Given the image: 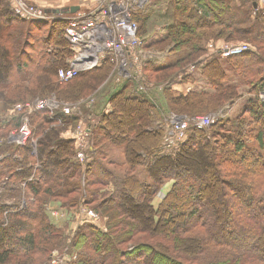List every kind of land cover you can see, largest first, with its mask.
I'll use <instances>...</instances> for the list:
<instances>
[{
	"label": "trees",
	"instance_id": "16d2710c",
	"mask_svg": "<svg viewBox=\"0 0 264 264\" xmlns=\"http://www.w3.org/2000/svg\"><path fill=\"white\" fill-rule=\"evenodd\" d=\"M169 2L174 5L175 21L158 31L159 34L152 35L155 39L152 38L150 42L144 40L150 15L145 10L149 7L146 4L134 14L138 35L143 38V48L166 57L187 48L189 55L177 68L194 62L201 65L205 63L202 74L211 83L214 92H189L176 97L168 94L165 96L166 110L168 113L196 117L217 112L232 102L238 97V88L224 85L226 73L222 65L224 61H232L230 70L242 77L254 95L244 106L243 113L246 106L251 107L247 113L256 123L253 126L255 140L259 148L263 147L264 128L261 126L264 125V101L258 99L257 95L264 92V6L254 7L255 0ZM54 11L51 10V13L55 14ZM0 16V84L15 88L12 95L6 93L10 100L4 111L9 109V116L0 118V188L3 191L0 197H9L12 192H17L22 183L27 187L29 198L33 199L28 204H32L31 209H35L34 212L20 211L18 200L3 205L0 199V264H12L11 257L18 260L21 256L27 258L13 264H46L50 249L47 244H43L54 241L53 238L60 237L61 233L43 214L51 198H56L65 207L81 203V206L92 208L107 220L103 231L87 225L74 235L69 247L76 258L70 264H107L108 258L110 264H158V261L182 264L179 261L181 256L190 257V260H181L186 264H238L236 260L241 258L247 259L246 264H264V155L248 156L244 144H235L231 135L225 138L222 145H217L220 142L217 138L221 135V121L203 129L191 127L185 138L174 147L164 148L165 131L150 127L159 113L153 111L147 100L131 94L134 91L130 82L113 92L107 100L108 107L101 112L100 117L95 116L96 123L91 132L92 147L86 153L85 164L77 161L78 165L70 164L75 148L73 140L65 136L68 126L78 121L79 116H66L57 111L54 120H51L50 111L41 110L30 115V123L31 120H37L33 124L41 131V137L36 141L38 156L27 171L16 172L14 168L19 165V161L23 159L21 165L28 164L29 152L33 148L30 143L18 147L8 140L10 133L21 125L20 117L13 110L14 106L49 96L72 103L85 99L103 84L95 83L93 75L101 74L100 80L108 79L114 65L110 57H106L93 70L60 84L57 72L70 65L74 54L65 38L66 21L25 22L13 13L10 0H0ZM202 40L206 43L204 48L201 47ZM219 43L245 44L255 49V52L250 50L222 59L219 52H212L208 47L209 44L217 46ZM168 66L159 69L151 66L150 72L164 73L171 70ZM145 68L143 75L147 88H150L154 86L152 82H159L162 78L154 77L153 81ZM184 72L185 69L174 76L166 75L162 89L167 92L169 82ZM85 79V83H93L91 90L83 89L82 95L75 93V96L70 97L74 98L72 100L61 95L62 91L70 89L72 82L74 84L77 80ZM72 87L77 88V85ZM126 104H131V108ZM123 110L137 118L134 123L126 122ZM33 127L34 136L36 131ZM139 128L140 133H137ZM196 159L203 162L198 169L189 166ZM53 167L58 168L56 172L51 171ZM195 171L201 172L205 178H200ZM81 172L85 175L86 199L79 182L74 181V177H79ZM248 174L252 176L249 179ZM169 181L174 183L172 189L159 203L158 210L154 211L152 200L162 185ZM238 183L245 188L237 187ZM112 184L115 190L106 192L102 200L99 199L102 186ZM242 191H245L247 198L242 196ZM72 192L84 199L79 201L73 197L69 200L68 195ZM216 192L220 194L218 201L222 206L216 201ZM236 193L239 203L235 204L241 205L233 208ZM185 195L193 196L189 207H183ZM95 202L97 206H91ZM167 204L170 210L165 215L163 212ZM171 210L177 213H171ZM187 216L189 221H184ZM204 219H211L216 226L199 223V220ZM31 221L33 225L28 227ZM170 224L176 227L173 231L179 230L180 234L175 232L168 236L159 232V229L165 231ZM36 226L37 233L34 232ZM232 227L241 233L230 235ZM11 231L19 235L15 247L7 244L13 240ZM127 245L132 249H128ZM81 248L92 251L94 257L86 256L88 252L85 254ZM208 259L214 261L207 263Z\"/></svg>",
	"mask_w": 264,
	"mask_h": 264
},
{
	"label": "rangeland",
	"instance_id": "374dc122",
	"mask_svg": "<svg viewBox=\"0 0 264 264\" xmlns=\"http://www.w3.org/2000/svg\"><path fill=\"white\" fill-rule=\"evenodd\" d=\"M18 1H21L25 4H27L28 6L31 5L32 8L34 7H41L46 11H51V10H62L64 9L63 6L69 7V5H71L73 0H10V7L12 9V7H14L16 5V3ZM149 3V4H148ZM147 3V7H149L147 10H145L146 14H150L148 15V20H147V24H146V29H145V33L146 35L144 36V40L148 39V41L155 39L154 34H159L158 31H161L163 29V27L168 26L170 24H172V22L174 23L175 19L173 17V13H174V5L169 2L168 0H150ZM178 5L180 3H177ZM257 7V5H259L258 3H254ZM144 8V7H143ZM152 9V11H151ZM13 11V9H12ZM81 11V10H80ZM14 13V12H13ZM15 14V13H14ZM51 15H58V14H53L50 13ZM73 13H63V15H70ZM17 16V15H16ZM64 16H58V18L64 17ZM18 17V16H17ZM2 17L0 16V19ZM20 18V17H19ZM21 20L25 21V22H30V20L27 19H23L20 18ZM50 20H54V19H50ZM32 21H37V20H32ZM45 21V20H43ZM27 24V23H26ZM25 24V26H26ZM143 39V38H142ZM149 41V42H150ZM225 44H231V43H225ZM206 45L205 42H203L202 40V44L201 47L204 48ZM210 45V44H209ZM208 45V47H209ZM250 50L252 52H255V49L249 47ZM249 50V51H250ZM180 53L178 54H173L170 55L168 57H166L163 54H157V53H152L151 51L146 50L145 48H142L140 50V57H141V63H142V67H146V74L152 78V80L154 81V77H159L162 78L159 82H156V80L154 82H152L154 84V86H150V88H148L145 92H141L139 91L138 88H136V85L129 80H124L121 77H118L115 74L111 75L108 79H101L100 80V75H93L94 77V81H96L95 83H103L100 84L96 90H94L91 94L95 95V101H97V106L93 111H89L91 109V107L88 108V110H86L87 112H83L82 111V107H84L85 105H81L77 112L76 115L79 116V119H83V120H87V118L91 117H100L101 116V112L108 107V98L109 96L115 92L119 87H121L122 85H125L127 82L132 83L131 89L134 91L133 93H131L132 95H135L139 98H143L145 100H147L149 102V104L152 106L153 111H155L156 113H159V115H157L156 119L157 120H153V122L150 124L151 129H157V128H162V130L164 131H168L170 130L172 121L174 123L175 120H173L175 117L178 118H182V117H186V118H192L187 116L186 114H177L174 112H170L168 113V111L166 110V100H165V96L170 94V96H178V95H184L187 94L189 92H196V93H213L214 92V88L211 85V83L209 81L206 80V78L203 76V71H204V64L202 65L199 63H190L189 65L185 64L183 65L182 68H177L179 67V65L183 64L182 60L184 59V57L189 55V50L187 48H182V50L180 49V51H178ZM162 55V56H160ZM182 62V63H181ZM232 61H224L222 63L223 67L225 68V77H224V85L226 86H234L237 89V95L238 97L233 99L232 102H229L227 104H225V106L221 109H219L217 112L214 113H208L205 115H200V116H207V115H211L214 119V122L216 123V121H221L220 124H222V128H221V135L217 138L218 142L217 145H222L225 142V138H227L229 135H231L234 139H235V144L237 143H243L244 144V151H247L246 154L250 157H253L254 155H257L259 153H262L264 155V146L259 148L258 147V143L255 140V130H253V126L256 124L255 121L253 120V117L247 113V111H249V109H251V107L246 106L245 108V112L243 113V108L245 105H248V100L250 98H252L254 95L250 92L249 86L245 85L243 82V79L241 76H236L232 70H230V65ZM4 64V62H3ZM15 64V63H13ZM169 65V66H168ZM187 65V66H186ZM13 66V65H12ZM155 67L156 69H159V67H165L168 66L170 67L171 70H168L164 73H157V72H150V67ZM186 66V67H185ZM185 67V68H184ZM183 69L186 70L187 75L185 76L186 72L184 73H179L172 81L169 82L168 87L169 90H167V92H165L162 87H163V83H165L163 80L165 79L164 77L166 75H172L174 76L175 73H178L180 71H182ZM188 69V70H187ZM145 74V76H146ZM263 76H264V69H263ZM144 77V75H143ZM145 78V77H144ZM91 79V78H90ZM105 80V81H104ZM85 80H77L70 84L71 86L70 89L66 90L65 92L62 91L61 95L64 96V98L72 100L74 98H70L72 97V95H76L75 93H80L81 95L84 93L83 89H90L93 87H90L93 83L91 82H86ZM102 81V82H101ZM104 81V82H103ZM167 83V82H166ZM226 83V84H225ZM73 84V85H72ZM74 85H77L76 87H72ZM166 85V84H165ZM147 86V83H146ZM15 89L12 85H1L0 84V118L5 117V116H9V112L10 110L7 109L6 111H4L5 106L7 104H9V100L10 98H7L6 93L9 95H12V90ZM71 89H73V93H71ZM76 89V90H75ZM120 89V88H119ZM76 91V92H75ZM87 91V90H86ZM21 95V94H20ZM20 95H17L20 96ZM169 96V97H170ZM258 99H260L261 101H264V92H260L258 95ZM16 97V96H15ZM50 97V96H49ZM49 97H45V98H41L43 100H47ZM52 97V96H51ZM36 97H33L32 99H34ZM40 99V98H39ZM37 100V99H35ZM60 101V100H57ZM80 101V100H79ZM99 101V102H98ZM122 101V100H121ZM60 102H64V101H60ZM64 103H72V102H64ZM76 103V102H73ZM127 105V104H126ZM79 105H77L78 107ZM103 106L104 109H103ZM128 108H131V104L127 105ZM125 106V109L126 107ZM56 108L59 107H55L54 109H52V111L54 110V112L52 113V111H50L49 116L51 118V120H54V113H56L57 111H60ZM80 109V110H79ZM124 109V110H125ZM123 110V111H124ZM167 111V113L165 111ZM121 111V112H123ZM125 116H123L126 120V122H133L134 120H136L137 118H135L134 116L130 115V113H128V111H124ZM48 119V118H47ZM243 122H242V121ZM76 121V122H78ZM75 122V123H76ZM33 123H37V120H31L30 123V128L32 131V136H33ZM75 123H72L70 125H73V127L75 126ZM171 123V124H170ZM32 125V126H31ZM163 127H162V126ZM70 127V126H69ZM72 127V129H73ZM36 131L34 133V136L32 137L34 140V145L35 147H33V149H31V151L29 152V160H28V164H24L21 165L22 162L24 161L23 159L21 161H19V165L15 166V171L16 172H22L24 170L27 171V168L33 164V162L35 161L36 156H38V152L36 151V147H37V140L41 137V131L40 128H35V125L33 127ZM261 128H264V125L261 126ZM71 129V130H72ZM69 131V130H68ZM68 131L66 130L65 136H70L68 134ZM163 131V132H164ZM16 131H12L10 133V135H12V133H15ZM137 133H140V128L137 130ZM10 135L8 137V140L10 141ZM147 140L149 141V139L147 138ZM15 144V143H14ZM139 145H141L139 143ZM90 146L91 145V139H90ZM32 147V146H31ZM52 147V146H50ZM119 149H116L115 151H118ZM76 154V151H75ZM75 154L74 157L72 158V160H70V164L71 162L74 165H78L76 163V158H75ZM117 154L121 157V155L119 154V152H117ZM261 154V155H262ZM28 156V155H27ZM263 157V156H262ZM207 162V161H206ZM203 163L201 161V159H196L195 161H191L189 164L190 167H197L199 164ZM58 168H51V171L56 172ZM84 171V169H83ZM82 171V172H83ZM80 173L79 177H74V181L79 182V186L82 188L83 190V195L85 196V199L87 198V195H85V189H86V181L85 179V175L83 173ZM196 174L200 175V178H205V175L201 176V172L197 173L195 171ZM213 176V174H212ZM140 177V176H139ZM252 176L250 174H248V179L251 178ZM118 178V177H117ZM141 178V177H140ZM21 179V178H20ZM189 179L191 180L192 177L189 176ZM117 182H119L118 180H116ZM190 182V181H189ZM187 182V183H189ZM186 183V182H184ZM249 183V182H246ZM173 181H169L166 182L164 185H162V187L158 190L157 194L155 195V197L152 200V207L154 209V211L158 210V205L159 203L170 193L172 186H173ZM217 183H215L216 185ZM187 185V184H186ZM250 185V184H249ZM78 186V187H79ZM218 186V185H217ZM253 186V185H252ZM103 189L101 188L100 190V196L99 199L102 200V195H105L106 192H111L114 191L115 188L113 189V184L109 185L107 187L102 186ZM237 187H242L245 188V186H243V184L238 183ZM27 187H25L22 183H20V185L17 188V192H12L11 195L9 197H5L3 198L2 196V203L3 205H10L11 203H14L15 199L18 200L20 202V205H22V208H19L20 211H27V210H31L32 212L35 211V209H31L32 204L29 206L30 203L33 202L32 197L29 198L28 192H27ZM136 191V190H135ZM3 192L2 188H0V193ZM27 193V195L25 193ZM242 196H244L245 198H247V194H245V191H242ZM247 193V191H246ZM75 192L69 193L68 195V199H73V197H77V195ZM218 195L219 192H216L215 196H216V201L218 202L219 206H222L221 203L218 201ZM139 197V196H138ZM79 201H82L84 199V197H82L81 199L79 197H77ZM192 195H185V199L183 202L184 206H190L192 204ZM232 199H234V197H232ZM67 200V201H69ZM17 201V202H18ZM66 201V202H67ZM235 202H233L232 207H240V205H236L235 203H239L238 202V198H237V193L235 194ZM16 203V202H15ZM29 203V204H28ZM65 203V202H64ZM82 204L79 203L76 206H69V207H65L63 206V203L60 202L59 200H57L56 198H51L48 205H45V209H44V215H46L48 221H50V223L57 229L59 230L60 233V237L56 236L54 237V241H50V243L48 244V242H45L43 244V246H46V244L48 245V249H50L49 252V258L46 262V264H70L72 263V261L76 258V254L74 253V251L72 249H70L69 245L71 244V240L74 237V235L81 229H83L85 226L89 225V226H93L97 229H99L100 231L104 230V226L106 227V218H102L100 215H98L95 211L92 210V208H88V207H84L81 206ZM85 205V204H84ZM97 206V203H93L91 206ZM29 206V207H28ZM27 208V209H26ZM170 210L168 204L165 206L164 208V214L166 215L168 213V211ZM123 211V210H122ZM174 214L177 213V211H173L171 210ZM87 212H91L94 216L95 219L90 218L89 216H87ZM144 213V212H143ZM142 213V214H143ZM173 214V215H174ZM171 215V214H170ZM172 216V215H171ZM189 216H187L186 218H184V221H189L188 219ZM224 217V215H223ZM234 217V216H233ZM224 219V218H223ZM229 219V218H228ZM155 220L157 221V218L155 217ZM230 220V219H229ZM123 221V219H122ZM193 221L190 220V224ZM37 222H35L36 224ZM199 223H207L210 226H216V224L211 220H199ZM142 224V223H141ZM221 224V223H220ZM219 224V228L221 229V225ZM30 225H33V222H29L28 227H30ZM142 225H147V224H142ZM33 228V226H32ZM124 228H126L124 226ZM149 228V227H148ZM146 228V229H148ZM176 227L172 224L169 225V227L163 231V229H159V232H161V234H167L168 236L171 233H175L177 232V234H180V231H173ZM190 228V227H189ZM233 228V229H232ZM230 229H232L231 234L230 235H238L239 233H241V231H237L236 232V227H232ZM38 227L36 226L34 229V232L37 233ZM206 231L208 232V230L206 229ZM163 232V233H162ZM229 234L227 233V236ZM19 236V235H18ZM16 235V233H14L13 231H11V237H13L12 241H8L7 244H11L10 247H15L16 245V239L18 237ZM11 242H14L13 244ZM128 249H132V247L130 245L126 246ZM16 249V248H15ZM81 250L84 251V253L86 254V252H88L86 254V256H89L90 258H93L94 255L92 253V251H88L87 249L81 248ZM188 254V253H187ZM43 255V254H42ZM241 256L242 253L240 254ZM245 257L247 255H244ZM251 256V255H249ZM21 259H16L11 257V263L13 264L15 261H24L27 256H21ZM179 261L182 264H186L181 260L187 261L190 260L188 258H185L184 256L179 257ZM110 259H106V263L110 264ZM214 261V260H213ZM213 261H209V259L206 261L207 263H211ZM238 264H246L245 262L247 261L246 258H241V259H237L236 260ZM157 262V261H155ZM158 264H168V262L166 261H162L159 262Z\"/></svg>",
	"mask_w": 264,
	"mask_h": 264
},
{
	"label": "built area",
	"instance_id": "2783aa9c",
	"mask_svg": "<svg viewBox=\"0 0 264 264\" xmlns=\"http://www.w3.org/2000/svg\"><path fill=\"white\" fill-rule=\"evenodd\" d=\"M149 0H92V4L86 10L77 11L70 15H51L41 7L32 8L31 5L18 1L13 12L20 18L27 20L62 19L66 21L65 38L70 44L74 54L67 68L59 69L57 79L60 84H65L76 78L80 73L96 68L106 57H110L114 68L111 75L126 80H132L136 88L145 92L148 88L143 77L140 50L143 48V39L138 35V24L134 20V14L142 10ZM261 7L264 0H255ZM58 16H64L58 18ZM212 52H219L220 58L227 59L248 52L250 48L245 44L219 43L217 46L209 45ZM110 75V76H111ZM95 95L77 101L76 103H64L57 101L52 96L47 100H33L26 103H18L14 106V112L20 117L21 125L10 135V142L18 147H24L28 143L33 147L34 140L30 128V115L41 110L52 111L55 107L66 116L76 114L81 105L93 107ZM77 105H79L77 107ZM80 110V109H79ZM54 110L52 111V113ZM171 129L165 132L163 146L166 149L174 147L185 138L189 128L203 129L214 123L211 115L196 116L192 118L175 117ZM96 123L95 117L87 120L80 119L75 126H68V134L73 140L76 151L75 160L79 164L87 162V151L90 149L92 127ZM73 127V129H72ZM72 129V130H71ZM22 208V205L20 206ZM92 219L95 216L91 212L86 213Z\"/></svg>",
	"mask_w": 264,
	"mask_h": 264
},
{
	"label": "crops",
	"instance_id": "0c3cea01",
	"mask_svg": "<svg viewBox=\"0 0 264 264\" xmlns=\"http://www.w3.org/2000/svg\"><path fill=\"white\" fill-rule=\"evenodd\" d=\"M92 4V0H73L71 5H69V7H66V6H63L64 9L66 8H70V7H76V12L77 11H80V10H86L90 7V5ZM56 14V13H55ZM99 102V101H98ZM97 106V101L95 102L94 106L91 107V109L89 111H93ZM105 106H103V109H104ZM89 107H82V111L84 112H87L86 110H88ZM162 126V125H161ZM163 127V126H162ZM166 132V131H165ZM164 132V133H165Z\"/></svg>",
	"mask_w": 264,
	"mask_h": 264
},
{
	"label": "water",
	"instance_id": "95a60500",
	"mask_svg": "<svg viewBox=\"0 0 264 264\" xmlns=\"http://www.w3.org/2000/svg\"><path fill=\"white\" fill-rule=\"evenodd\" d=\"M254 7H256V5L254 4ZM76 7H70V8H66L63 11H54V13H75L76 12ZM47 13H51V11H47Z\"/></svg>",
	"mask_w": 264,
	"mask_h": 264
}]
</instances>
